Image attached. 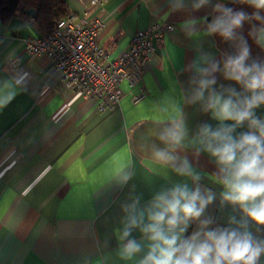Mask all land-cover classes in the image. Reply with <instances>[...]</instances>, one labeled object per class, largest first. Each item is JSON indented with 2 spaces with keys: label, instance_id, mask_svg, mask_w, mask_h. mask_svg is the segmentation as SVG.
<instances>
[{
  "label": "crops",
  "instance_id": "obj_1",
  "mask_svg": "<svg viewBox=\"0 0 264 264\" xmlns=\"http://www.w3.org/2000/svg\"><path fill=\"white\" fill-rule=\"evenodd\" d=\"M1 1L0 99L9 93L15 98L0 108V264H139L147 253V239L139 228L123 241L119 236L152 197L177 184H199L202 191L215 194L201 218L212 219L210 228L239 226L229 224L230 218L239 222L243 214L222 202L216 164L207 153L196 152L202 147L200 127L215 128L218 122L202 110L203 101L190 102L202 78L194 71V61L210 70L213 62L222 67L226 56L236 54L230 43L205 32L206 24L219 15L213 5L229 6L234 0H212L199 11L192 9L199 0H106L103 11L90 7L91 16L103 19L99 42L110 60L129 46L136 31L159 23L175 27L143 63L139 85L131 89L127 81L120 82V106L106 114L98 112L94 101L68 90L62 71L53 69L48 57L26 52V40L43 35L36 13L26 11L33 7L37 12L43 0ZM86 4L61 0L68 14L81 15ZM231 7L252 11L237 2ZM193 19L194 27L185 24ZM248 31L245 23L242 34L251 56L264 59ZM205 54L211 57L208 63L202 61ZM214 75L217 90L221 83H230L219 71ZM140 88L146 96L134 103L133 94ZM178 110L188 136L173 153L178 159L165 166L153 153L167 147L158 137ZM257 114L264 117V107ZM184 158L200 176L195 183L192 176L173 171V166L182 167ZM124 175L129 176L126 182ZM250 230L264 239V231L255 226ZM192 231L190 227L188 234ZM128 239H136L142 250L124 260L119 252Z\"/></svg>",
  "mask_w": 264,
  "mask_h": 264
},
{
  "label": "clouds",
  "instance_id": "obj_2",
  "mask_svg": "<svg viewBox=\"0 0 264 264\" xmlns=\"http://www.w3.org/2000/svg\"><path fill=\"white\" fill-rule=\"evenodd\" d=\"M236 2L252 11L214 4L212 10L219 15H214L205 29L206 35H218L222 42L230 43L236 54L226 56L222 67L219 62H213L210 70L194 61V71L202 78L190 102L203 101L202 110L210 112L211 119L218 122L215 128L210 124L200 127L198 141L202 147L196 148V152L207 153L216 164L217 181L223 187L221 200L238 207L243 218L239 222L235 217L229 219L230 225L238 223V227L210 228L212 219L201 218L214 202L215 194L209 189L202 191L199 184L192 188L177 184L152 197L119 236L123 241L131 236L133 228H139L147 239V253L139 264H259L264 256V239H258L250 230V226H255L256 231H264V117L257 114L264 107V59L251 56V45L242 34L248 23V37L264 51V0ZM210 4L212 0H199L192 9L199 11ZM196 23L195 19L185 22L190 27ZM210 60L207 54L202 57L203 63ZM218 71L223 81L230 82L221 83L219 90L213 87L217 85L214 74ZM14 98L15 94L9 93L0 99V108ZM166 124L170 126L165 127L158 139L167 147L153 153L154 159L165 166L173 165L178 159L173 153L183 147L188 136L179 110ZM181 163L182 167L173 166V171L192 176L194 183L200 179L186 158ZM127 179L129 176L124 175L123 181ZM138 203L137 198L133 207ZM190 227L193 231L188 234ZM141 250V243L128 239L119 255L121 259L131 260Z\"/></svg>",
  "mask_w": 264,
  "mask_h": 264
},
{
  "label": "built area",
  "instance_id": "obj_3",
  "mask_svg": "<svg viewBox=\"0 0 264 264\" xmlns=\"http://www.w3.org/2000/svg\"><path fill=\"white\" fill-rule=\"evenodd\" d=\"M89 6L81 15L69 13L60 19L54 31L26 40L31 56H46L53 69L63 73L64 86L84 99L96 103L99 113L106 114L120 106L124 91L121 81L135 89L142 79L143 63L155 52L165 33L173 32V24L159 23L135 32L129 46L110 60L99 37L104 28L100 16H91L90 7L104 10L106 0H83ZM146 96L144 88L133 94L138 103Z\"/></svg>",
  "mask_w": 264,
  "mask_h": 264
},
{
  "label": "trees",
  "instance_id": "obj_4",
  "mask_svg": "<svg viewBox=\"0 0 264 264\" xmlns=\"http://www.w3.org/2000/svg\"><path fill=\"white\" fill-rule=\"evenodd\" d=\"M67 15L68 11L62 9L61 0H43L38 6L35 19L45 34L54 31L57 22Z\"/></svg>",
  "mask_w": 264,
  "mask_h": 264
},
{
  "label": "water",
  "instance_id": "obj_5",
  "mask_svg": "<svg viewBox=\"0 0 264 264\" xmlns=\"http://www.w3.org/2000/svg\"><path fill=\"white\" fill-rule=\"evenodd\" d=\"M236 2V0L232 1L230 4H229V7H231L234 3ZM29 15H35L36 13V9L35 8H29L27 9L26 11ZM231 50V49H230ZM232 51V50H231ZM233 53V52H232ZM234 55V54H233Z\"/></svg>",
  "mask_w": 264,
  "mask_h": 264
}]
</instances>
